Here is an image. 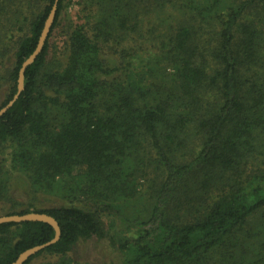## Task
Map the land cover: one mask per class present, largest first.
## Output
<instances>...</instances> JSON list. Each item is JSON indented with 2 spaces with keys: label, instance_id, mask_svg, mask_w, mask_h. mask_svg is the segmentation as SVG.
I'll return each mask as SVG.
<instances>
[{
  "label": "trees",
  "instance_id": "obj_1",
  "mask_svg": "<svg viewBox=\"0 0 264 264\" xmlns=\"http://www.w3.org/2000/svg\"><path fill=\"white\" fill-rule=\"evenodd\" d=\"M54 2L0 0V108ZM68 6L0 117V215L61 228L24 264H264V0H81L82 23ZM53 236L1 224L0 264ZM91 239L118 260L71 256Z\"/></svg>",
  "mask_w": 264,
  "mask_h": 264
},
{
  "label": "water",
  "instance_id": "obj_2",
  "mask_svg": "<svg viewBox=\"0 0 264 264\" xmlns=\"http://www.w3.org/2000/svg\"><path fill=\"white\" fill-rule=\"evenodd\" d=\"M57 2L58 0H55L54 4L52 5L49 11L48 16L46 17L44 21V25L41 30V33L38 38L37 45L34 51L23 61V63L21 64V67L19 68L18 77H17L16 93L13 95L12 99H10L6 105L0 108V117H2L6 113V111L13 105V103L18 99L19 95L24 89L25 71L28 68V66L31 65L35 61L37 56L42 52L44 48L45 42L49 36L51 27L54 23V19L56 16ZM24 221L45 222L54 229V236L53 238H51L50 240L42 244L35 245V246L25 249L10 264H24L26 260H28L31 256H33L37 252L56 243L61 236V228L57 220L48 213L37 212L31 209L29 212L24 213V214L0 215V225L3 223H8V222L19 223V222H24Z\"/></svg>",
  "mask_w": 264,
  "mask_h": 264
},
{
  "label": "rangeland",
  "instance_id": "obj_3",
  "mask_svg": "<svg viewBox=\"0 0 264 264\" xmlns=\"http://www.w3.org/2000/svg\"><path fill=\"white\" fill-rule=\"evenodd\" d=\"M69 4L67 11L64 15H69L72 19L77 23H82L83 19H81V11H80V2L81 0H66ZM65 40L66 36L63 35L61 31V27H57L52 36L49 39L50 49H52V53L56 55H60L65 51ZM8 65V64H7ZM2 72V69H0ZM2 80H0V102L3 100L6 90ZM4 157V156H3ZM2 157L1 162L3 163L4 159ZM5 163V162H4ZM15 197L18 200L24 201L25 195H22L19 192L14 193ZM45 199L40 197L37 201L39 205L44 207H51L53 205L51 199L47 196H43ZM73 258L84 259L86 261H90L92 263H103V262H115L118 260L119 256L116 251H114L109 243L106 240H87L81 241L78 243L77 247L74 249L73 254L71 255Z\"/></svg>",
  "mask_w": 264,
  "mask_h": 264
}]
</instances>
